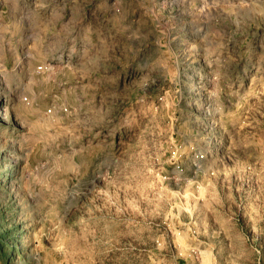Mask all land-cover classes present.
<instances>
[{
  "label": "rangeland",
  "instance_id": "374dc122",
  "mask_svg": "<svg viewBox=\"0 0 264 264\" xmlns=\"http://www.w3.org/2000/svg\"><path fill=\"white\" fill-rule=\"evenodd\" d=\"M0 240L264 264V0H0Z\"/></svg>",
  "mask_w": 264,
  "mask_h": 264
},
{
  "label": "trees",
  "instance_id": "16d2710c",
  "mask_svg": "<svg viewBox=\"0 0 264 264\" xmlns=\"http://www.w3.org/2000/svg\"><path fill=\"white\" fill-rule=\"evenodd\" d=\"M12 250H13V248L9 244L0 240V253H1V257L4 258L5 264H6L7 258L10 256L9 252ZM2 251H4V252H2Z\"/></svg>",
  "mask_w": 264,
  "mask_h": 264
}]
</instances>
